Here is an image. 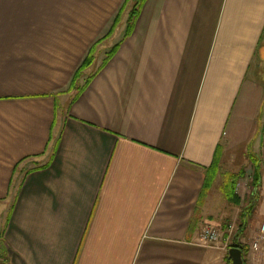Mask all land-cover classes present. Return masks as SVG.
<instances>
[{
  "label": "crops",
  "instance_id": "1",
  "mask_svg": "<svg viewBox=\"0 0 264 264\" xmlns=\"http://www.w3.org/2000/svg\"><path fill=\"white\" fill-rule=\"evenodd\" d=\"M256 167L264 220V0H0V264H264L199 244Z\"/></svg>",
  "mask_w": 264,
  "mask_h": 264
},
{
  "label": "rangeland",
  "instance_id": "2",
  "mask_svg": "<svg viewBox=\"0 0 264 264\" xmlns=\"http://www.w3.org/2000/svg\"><path fill=\"white\" fill-rule=\"evenodd\" d=\"M131 12H132V9L119 10L118 11V13L114 17L113 21L111 22V25L109 27L108 32H106V34H104L103 37H101L99 40H97L93 44V48L94 49L92 50V52H95V53L96 52H101L99 50L100 47L96 48V45H97L98 41L100 43L104 39H109L110 37H112V34L115 33V32H116V34H118L119 31H120V26L124 27L122 33H126V31L128 29V24L130 22L129 20H130ZM123 21H125V22H123ZM112 40L113 39H110L109 42H111ZM117 42H118V40H117ZM115 43H116V41L115 42H111V44H112V45H110L111 49L114 47ZM110 50L108 51V53L110 52ZM107 54H106V56H107ZM92 60H93V56H92ZM80 75H81V73L79 74V77H80ZM79 77H78V79H79ZM233 165H234V167L231 168V164H230V167H229L228 163H226V164L224 163V169L222 171V173H223L222 175H225L226 173H229V172L242 171L243 175H239V176L244 178V176H245L244 173L246 172L247 169H249L248 163L246 162V164H244L242 161H238L237 160L236 162L233 163ZM225 177L226 176H221L220 177V182L224 181ZM227 182H229V181L227 180ZM237 192H239V191L237 190ZM256 195H257V192L253 188V184H251L250 194H249V196H247V198H244V202H243L242 206H238L237 205V208H235L234 207L235 204H233V203L228 204L227 203V207H229L231 209H234V211L233 210H228L226 208L224 209L222 207L223 206L222 203L218 202L217 200L213 203V206L211 208H214V207L215 208L217 207L216 209L220 208L218 214H222L224 216V218H226V220H223L221 222V223H223V226H226V231L224 233H222V230L219 231L220 235H221L220 242L223 241V243H225V239L227 238L228 239L227 240L228 244H231L233 242V240L235 239L234 237L242 235L241 237L244 238L246 246L250 248L252 243L258 239V235L259 234L263 235V237H264V232L260 231V227H261L262 224H264V220H261V219L260 220L259 219L256 220L255 216H254L255 209H256L255 208ZM253 216H254V218H253ZM255 220H256L257 223L253 226V230L248 229V228H250L252 226V222H255ZM205 223L213 225L218 230L220 228H222V227L217 226L215 223H209V222H205ZM229 226H233V229H232V231L230 233L231 235H229V232H228V227ZM262 243H264V239L261 242H259V246H261ZM223 249H224V247H223ZM253 251H255V249H253Z\"/></svg>",
  "mask_w": 264,
  "mask_h": 264
},
{
  "label": "trees",
  "instance_id": "3",
  "mask_svg": "<svg viewBox=\"0 0 264 264\" xmlns=\"http://www.w3.org/2000/svg\"><path fill=\"white\" fill-rule=\"evenodd\" d=\"M142 2H143V0H135V4L137 6H139ZM138 14H139V7L132 8V12L130 14V20H129L130 22L128 24V29H127L124 37H126L131 32L132 27H133V24H134V22H135V20H136V18L138 16ZM116 48H117V45L114 46L110 50V52L107 54L106 59H108L116 51ZM89 52H92V50L89 51ZM91 62H92V55L89 53L88 57L85 59V61L83 62V64L81 65V67L79 68V70L77 71V73L75 74V77L73 79V84L78 79L79 74L81 73V71H83L85 68H87L91 64ZM254 176L255 177L253 179V187L256 189L258 187V183H259V180H260V176H259L257 167H256V170H255V175ZM231 179H233V178H231ZM230 181L231 180H229V182H227V184H226L227 193H228L227 194L228 195L227 196L228 197V201L231 202V203L237 204L238 199L236 198V195L233 194V187H232L233 184H234V182L233 183L232 182L230 183ZM209 182H210V179H207V182H206L205 186L206 185L208 186ZM228 190H229V192H228ZM231 247H236V248L242 250V248L239 247V246L233 245Z\"/></svg>",
  "mask_w": 264,
  "mask_h": 264
},
{
  "label": "built area",
  "instance_id": "4",
  "mask_svg": "<svg viewBox=\"0 0 264 264\" xmlns=\"http://www.w3.org/2000/svg\"><path fill=\"white\" fill-rule=\"evenodd\" d=\"M233 229V226L228 227L229 235H231V231ZM260 231L264 232V224L261 225ZM221 235L217 228L211 225H205L201 229L199 233V244L203 247H214L217 246L218 243H220ZM264 239L263 235L259 234L258 239L252 243L250 246V249H258L259 242H261ZM227 238L225 239L224 248H228L230 244L227 242Z\"/></svg>",
  "mask_w": 264,
  "mask_h": 264
},
{
  "label": "water",
  "instance_id": "5",
  "mask_svg": "<svg viewBox=\"0 0 264 264\" xmlns=\"http://www.w3.org/2000/svg\"><path fill=\"white\" fill-rule=\"evenodd\" d=\"M227 256L231 261V264H243V256L240 249L231 247L228 249Z\"/></svg>",
  "mask_w": 264,
  "mask_h": 264
}]
</instances>
